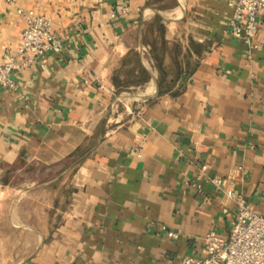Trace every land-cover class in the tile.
Instances as JSON below:
<instances>
[{"label": "crops", "instance_id": "0c3cea01", "mask_svg": "<svg viewBox=\"0 0 264 264\" xmlns=\"http://www.w3.org/2000/svg\"><path fill=\"white\" fill-rule=\"evenodd\" d=\"M18 6L65 49L0 89V264H183L238 197L264 215V14L251 46L229 0H0V59ZM38 188L56 190L30 220Z\"/></svg>", "mask_w": 264, "mask_h": 264}, {"label": "built area", "instance_id": "2783aa9c", "mask_svg": "<svg viewBox=\"0 0 264 264\" xmlns=\"http://www.w3.org/2000/svg\"><path fill=\"white\" fill-rule=\"evenodd\" d=\"M15 2L16 0H9ZM123 0H114L120 4ZM233 9L230 20L231 33L253 46L260 27V16L264 14V0H229ZM123 10H127L125 6ZM17 12L26 22L20 43L15 54L6 52L0 59V89L16 88L13 73L32 66L35 61L49 53H60L65 47L53 31L50 17L31 8L17 7ZM89 82L90 77L84 76ZM217 187H221V178H214ZM193 185H197L193 183ZM227 195L235 197L232 189ZM238 212L228 237L211 230L205 236V254L186 256L183 264H264V215L250 208L245 198L238 197ZM177 238L178 232L167 231Z\"/></svg>", "mask_w": 264, "mask_h": 264}, {"label": "rangeland", "instance_id": "374dc122", "mask_svg": "<svg viewBox=\"0 0 264 264\" xmlns=\"http://www.w3.org/2000/svg\"><path fill=\"white\" fill-rule=\"evenodd\" d=\"M32 174L33 176L35 177H41V178H44V177H53L55 175H57V170L56 168H53L52 170L50 169H45L43 170V173H42V170L40 169H34L32 171ZM19 176V175H18ZM21 180L19 179L18 182H20ZM22 189H25V186L22 188ZM56 189L54 190H48V195L50 193H54ZM65 191L67 192V187H65ZM46 193V190H43L42 188H38L37 190H33L31 192H29V195L31 197H29V199H27V201H24L22 203V207L23 209H29L28 211L32 212L33 216H29L27 217V219H30V220H35L38 218V211L46 206V204L50 203V200L48 198V195H45L44 197V194ZM7 207V205L5 206Z\"/></svg>", "mask_w": 264, "mask_h": 264}]
</instances>
